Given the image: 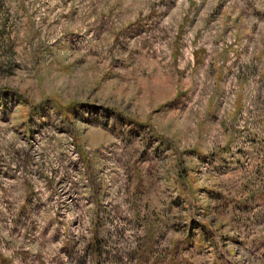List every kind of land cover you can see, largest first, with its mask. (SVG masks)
<instances>
[{
	"label": "rangeland",
	"instance_id": "obj_1",
	"mask_svg": "<svg viewBox=\"0 0 264 264\" xmlns=\"http://www.w3.org/2000/svg\"><path fill=\"white\" fill-rule=\"evenodd\" d=\"M0 264H264V0H0Z\"/></svg>",
	"mask_w": 264,
	"mask_h": 264
}]
</instances>
